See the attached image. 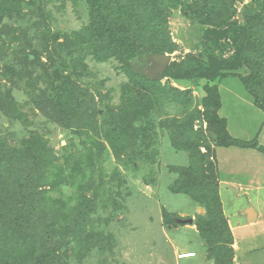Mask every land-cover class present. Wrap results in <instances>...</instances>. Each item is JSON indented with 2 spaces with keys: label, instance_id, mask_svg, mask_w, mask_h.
<instances>
[{
  "label": "rangeland",
  "instance_id": "1",
  "mask_svg": "<svg viewBox=\"0 0 264 264\" xmlns=\"http://www.w3.org/2000/svg\"><path fill=\"white\" fill-rule=\"evenodd\" d=\"M63 2L38 0L34 8L0 20V95H11L22 115V120L12 119L9 111L0 106V138L19 146L23 145L25 137L30 138L31 133L34 137L39 136L36 139L47 144L51 159L67 168L70 164L66 157L74 155V158L70 157L73 163L86 151L82 145L87 142V134L105 144L103 164L92 174V179L97 188H103L96 207L101 217L98 228L110 235L111 240H104L100 247L102 252L94 251L91 259L90 254L84 258V251H80L82 256H77L73 249L76 243L72 242L73 247L69 248L72 263L79 264L80 261L84 264L90 259L92 262L86 264H214L213 260H207L205 240L195 225L199 215L206 213V208L193 197L198 182L206 179L218 184L228 220L233 215L232 221H243L237 214L247 203L243 190L237 191L220 182L214 139L220 134L221 126L205 115L203 99L207 93L203 86L208 80L203 79L197 84L169 77L161 80L166 95L147 109V116L153 120L151 126L148 125L141 114L142 103L156 91L138 86L127 94V88H132L128 86L131 77L118 59L99 63L80 56L75 47L70 55L59 53L57 43L45 29L59 35L78 30L89 21L86 0H78L77 5L71 1ZM216 2L221 18L243 24L253 0ZM166 8L165 31L174 45L163 54H169L172 62H182L190 55L208 65L217 60H233L235 45L231 35L221 38L208 34L209 27L188 20L180 7L167 4ZM259 40L264 43V31L259 33ZM31 50L38 53L33 62L27 59ZM256 61L254 59V63ZM261 66L264 72V64ZM236 73L247 76L251 70L243 65ZM67 74L73 76L76 93L87 109L85 116L77 119L76 126L70 129L61 125L57 114L53 116V112L45 111L37 103V98H45L51 82L58 83L60 75ZM209 84L220 88L223 99L220 112L224 116L219 115L229 118L228 129L232 134L246 142H264V109L256 105L240 78H221ZM256 91L264 100V88ZM192 116L196 119L188 132L193 148L178 149L173 144L170 127H163L161 122L189 120ZM117 121L124 124L119 127L117 138L128 143V153L120 158L104 137L111 123ZM143 128H149L145 137ZM132 151L133 156L130 155ZM246 152L251 155L254 150ZM261 153H264H259L263 158ZM253 168H258V162ZM180 169L189 171L181 173ZM183 186V191L173 190ZM186 186L193 187L187 191ZM68 189L64 194L72 193ZM51 194L60 197L56 191ZM88 195L92 196V192ZM79 203V197L75 196L72 206L76 208ZM250 203L264 211V190L258 196L253 194ZM67 214L72 218L75 213L69 210ZM188 218H194V223L177 222ZM259 227L264 230V225ZM242 233L237 232L238 245L233 236H225L223 241L226 246L233 243L232 264H264V233L261 237L253 235L252 245L247 244L250 236L246 239ZM61 241H64L63 237ZM67 249L64 247L62 251L67 252ZM188 252H196L197 256L179 258L180 254Z\"/></svg>",
  "mask_w": 264,
  "mask_h": 264
},
{
  "label": "trees",
  "instance_id": "2",
  "mask_svg": "<svg viewBox=\"0 0 264 264\" xmlns=\"http://www.w3.org/2000/svg\"><path fill=\"white\" fill-rule=\"evenodd\" d=\"M37 1L0 0V20L12 17L18 11L34 8ZM56 1L78 4V0ZM86 1L89 21L83 27L59 35L46 28V33L54 38L59 53L70 55L71 49L75 47L80 56L90 57L99 63L118 59L125 73L131 77L128 86L132 88H127V94L138 86L155 89L153 96L148 97L145 103L141 102L144 105L141 114L150 126L153 120L147 116V109L164 98L166 92L160 81L148 79L143 69L148 56L163 54L174 45L165 31L167 4L180 7L182 14L191 22L209 27L208 34L221 38L231 35L235 45V55L231 62L217 60L208 65L190 55L182 62H171L164 78L194 84L203 79L208 80L203 86L207 93L203 99L205 115L214 124L221 126L220 134L214 139L215 145L257 147L264 153V146H258L256 140L246 142L229 133L227 120L219 115L222 108L220 89L217 85L209 84L221 78L238 77L253 96L256 105L264 109V100L260 99L256 91L257 88H264L261 66L264 64V43L259 40V33L264 31V0H253L243 24L221 18L216 0ZM37 55V52L31 50L27 54L28 61L37 60ZM243 65L251 70L247 76L236 73ZM82 102L76 93L73 76L68 74L60 75L58 83L51 82L45 98H37V103L45 111L53 112V116L57 114L61 125L68 129L76 126L77 119L87 113ZM0 103L2 108L9 111L12 119L22 120L11 95H0ZM195 119L192 116L189 120L161 122L163 127H170L176 148H193L190 146L191 133L188 131H191ZM122 125L118 121L112 122L109 130L104 133L118 158L128 153V143L117 138ZM148 130L143 128V137ZM37 137L31 133L30 138L25 137L23 145L19 146L9 144L6 138H0V264H73L69 254L72 242L76 243L73 249L77 256H82L80 251H84V258L90 254L91 259L94 251L102 252L100 247L104 240H111L110 235L98 228L101 217L96 207L103 188H97L92 179V174L103 164L106 146L87 134V142L82 145H85L86 151L73 163L70 157L74 158V155L66 157L70 164V168H67L51 159L47 144L37 140ZM133 154V151L130 152L131 156ZM179 171L186 173L189 170ZM204 181L198 182L197 193L193 197L206 208V213L199 215L195 225L205 240L207 260H213L214 264H232L233 243L231 241L226 246L223 241L225 236L231 237L233 233L222 207L218 184L207 182L206 179ZM192 187L186 186L187 191ZM68 188L72 193L64 194ZM183 189L184 186L173 190L179 192ZM53 191L58 192L60 197L53 196ZM90 192L92 196L88 195ZM75 196L80 199L76 208L72 206ZM69 210L75 213L72 218L68 217ZM61 237L64 241H61ZM63 246L68 248L67 252L62 251ZM90 259L86 262L91 263ZM78 263L83 264L80 261Z\"/></svg>",
  "mask_w": 264,
  "mask_h": 264
},
{
  "label": "crops",
  "instance_id": "3",
  "mask_svg": "<svg viewBox=\"0 0 264 264\" xmlns=\"http://www.w3.org/2000/svg\"><path fill=\"white\" fill-rule=\"evenodd\" d=\"M222 107H223V101H222ZM221 115L223 114L221 113ZM227 118L228 117L225 116L228 125L229 118L228 119ZM229 133L233 137H235V135L232 134L231 130H229ZM241 140L245 141L244 139ZM256 142L258 146H264L263 141L262 142L256 141ZM258 149L259 148L257 147H240V146L227 147V146L214 145V156H215V161L217 162L221 184L232 189H237V191L243 190L246 198L245 200V202L247 203V205H245L246 207L242 208L237 214V216L240 219L241 217H243L244 220L242 221V219L241 220L236 219L232 221L231 219L233 215L231 217H228L229 224L233 236L235 237V241L237 245L240 240L237 237V232H239L240 235V232L242 231L243 232L242 237H245L246 239L249 238L246 237L247 235L250 236V240L247 241V244L249 245L253 244L254 241L252 238L253 235L255 236L258 235L257 237H261V235L264 233V230L259 227V225L262 226L264 225V211L257 210V208L253 206L252 203H250L253 194L254 196H258L260 192L264 190V162H262L264 160V155L261 153L263 155L262 158V156L259 154L261 151L259 152ZM247 150H254V152L253 154L248 155L246 152ZM256 151H258L259 153ZM247 159H249L250 162H248ZM257 162H258V168H253V165L257 164ZM248 209H252L254 212L253 221H250L251 217L247 212Z\"/></svg>",
  "mask_w": 264,
  "mask_h": 264
},
{
  "label": "water",
  "instance_id": "4",
  "mask_svg": "<svg viewBox=\"0 0 264 264\" xmlns=\"http://www.w3.org/2000/svg\"><path fill=\"white\" fill-rule=\"evenodd\" d=\"M172 57L169 54H151L146 59V66L143 69L145 76L153 81H161L164 79L167 68L172 62ZM250 221L254 220V212L252 209H248ZM178 223L193 224L194 218L178 219Z\"/></svg>",
  "mask_w": 264,
  "mask_h": 264
},
{
  "label": "built area",
  "instance_id": "5",
  "mask_svg": "<svg viewBox=\"0 0 264 264\" xmlns=\"http://www.w3.org/2000/svg\"><path fill=\"white\" fill-rule=\"evenodd\" d=\"M186 255H191V256L185 257ZM193 257H196V252L183 253V254H180L179 256L180 259H187V258H193Z\"/></svg>",
  "mask_w": 264,
  "mask_h": 264
},
{
  "label": "bare ground",
  "instance_id": "6",
  "mask_svg": "<svg viewBox=\"0 0 264 264\" xmlns=\"http://www.w3.org/2000/svg\"><path fill=\"white\" fill-rule=\"evenodd\" d=\"M191 255H186L185 257H190Z\"/></svg>",
  "mask_w": 264,
  "mask_h": 264
},
{
  "label": "clouds",
  "instance_id": "7",
  "mask_svg": "<svg viewBox=\"0 0 264 264\" xmlns=\"http://www.w3.org/2000/svg\"><path fill=\"white\" fill-rule=\"evenodd\" d=\"M196 256H197V253H196ZM194 258V257H193ZM188 259V258H187Z\"/></svg>",
  "mask_w": 264,
  "mask_h": 264
}]
</instances>
